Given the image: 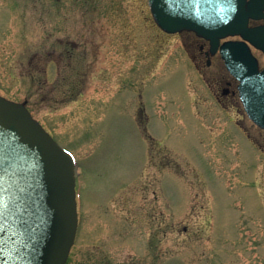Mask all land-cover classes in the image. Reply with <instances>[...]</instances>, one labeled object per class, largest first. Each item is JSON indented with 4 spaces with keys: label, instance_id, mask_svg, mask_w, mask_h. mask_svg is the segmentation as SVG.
<instances>
[{
    "label": "rangeland",
    "instance_id": "obj_1",
    "mask_svg": "<svg viewBox=\"0 0 264 264\" xmlns=\"http://www.w3.org/2000/svg\"><path fill=\"white\" fill-rule=\"evenodd\" d=\"M8 9L16 20L3 22ZM0 12V95L78 162L67 264H264V152L237 122L253 127L147 0H0ZM83 32L116 41L70 64L55 45Z\"/></svg>",
    "mask_w": 264,
    "mask_h": 264
},
{
    "label": "water",
    "instance_id": "obj_2",
    "mask_svg": "<svg viewBox=\"0 0 264 264\" xmlns=\"http://www.w3.org/2000/svg\"><path fill=\"white\" fill-rule=\"evenodd\" d=\"M167 32L194 31L219 42L241 35L264 51V28L250 18L264 0H149ZM242 81L253 121L264 129V73L247 43L222 46ZM72 156L36 121L26 104L0 96V264H66L78 226Z\"/></svg>",
    "mask_w": 264,
    "mask_h": 264
},
{
    "label": "flooded vegetation",
    "instance_id": "obj_3",
    "mask_svg": "<svg viewBox=\"0 0 264 264\" xmlns=\"http://www.w3.org/2000/svg\"><path fill=\"white\" fill-rule=\"evenodd\" d=\"M1 14H6L4 17L1 18L2 20H4L3 22L13 21V19L16 20V17L13 16L9 9L7 13L5 12ZM23 16L24 13H21L20 17L17 14V20L22 19ZM263 24L264 20L251 21L252 26H259ZM163 34L169 36V34L165 32H163ZM171 36H179V38L182 40L181 42H183V45L188 48L187 50L190 52V60L192 62V65L199 73V75L201 77H204L205 79L206 75H209L208 81L212 83L210 90L214 98L225 108L229 110L234 109L236 111V114L240 116V120L244 121L243 123H249L253 127H243V124L237 122L238 126L240 127V130L243 132L242 134L246 136V138L252 143L253 146L257 147L258 149L264 152V130L259 128L253 122H251L240 96V82L227 69L225 61L220 53V50H214L211 41L199 37L198 35L192 32H184ZM115 41V38H110L109 36H107V39L104 37V39L95 41V39L92 38L88 33L83 32L80 35H74L72 39L67 40L66 44L62 45L59 41L55 46H64L63 49L61 48L60 56H65L64 58H67L70 64H73V60L78 59V61L80 60L79 62H77L78 65L80 62H87L88 58L92 56H101L106 50V48L108 49V47L112 46V43H114ZM137 49L138 45L136 44V50ZM254 51L259 59L261 68L264 69V54L257 50ZM49 55L53 57L54 54L50 52ZM54 60L55 59H53L52 62H54ZM68 62L66 63L68 64ZM206 69H210V71L206 72ZM74 72L78 73L76 77H79L80 75L82 78H84L86 76V73L89 71L87 69V71L85 72V70L82 68V70L74 69ZM141 97L142 96H140V98ZM136 114L138 117L140 115V119L144 115L147 116L146 107L142 105L139 106L137 108ZM135 121L137 125L141 127V123L138 124V121L136 119ZM254 131L258 132V135H254ZM259 138L261 140H259ZM217 206H221L219 199H217Z\"/></svg>",
    "mask_w": 264,
    "mask_h": 264
}]
</instances>
